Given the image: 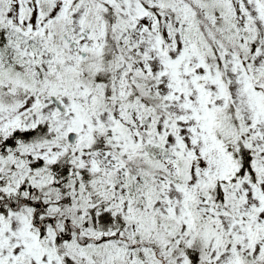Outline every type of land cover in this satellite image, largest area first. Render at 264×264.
<instances>
[{"label":"snow or ice","instance_id":"6c2138e0","mask_svg":"<svg viewBox=\"0 0 264 264\" xmlns=\"http://www.w3.org/2000/svg\"><path fill=\"white\" fill-rule=\"evenodd\" d=\"M0 264H264V0H0Z\"/></svg>","mask_w":264,"mask_h":264}]
</instances>
